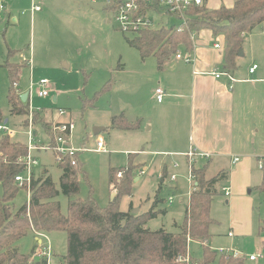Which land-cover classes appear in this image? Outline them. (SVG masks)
<instances>
[{"label":"rangeland","instance_id":"rangeland-1","mask_svg":"<svg viewBox=\"0 0 264 264\" xmlns=\"http://www.w3.org/2000/svg\"><path fill=\"white\" fill-rule=\"evenodd\" d=\"M105 1L41 0L43 9L40 13L45 16L42 19L50 20L43 23L41 18H32L34 24H31L29 14L31 1L4 0L8 8L13 10L12 13L18 17V22L13 23L10 20L0 22V112L3 121L7 119L6 126L13 131L9 135L10 140L24 145H27L29 140L28 130L31 129L28 126L29 118L32 120L33 111L41 109L43 111L38 112L45 120L57 119L59 109L66 111L67 114L60 118L63 122L71 119L75 124L70 139L74 147L92 148L97 138H103L107 152L88 150L78 153L81 172L77 178L80 191L73 196L81 199L92 196L100 207H106L111 202L112 193H114L112 200L117 193L113 184H109V170L114 168L120 171L128 168V155L139 153V156H133L134 164L141 160L145 163H142L140 169H132L135 177L131 181L130 194L119 198V210L123 212L138 210L144 213L153 208L158 214L148 221L147 227L150 230L164 229L168 232H177L178 225L184 218L190 191L186 179L188 167L186 163H182L183 158L148 153L149 150L165 145L142 120L139 128L135 130L109 127L110 117L113 115L124 113L128 120L138 118L136 114L139 109L134 98L137 92L136 80L140 81L141 85L140 102L145 105L152 104L150 82L152 83L158 70L155 57L142 59L137 50L127 44L124 36L131 34L119 30L112 13L106 9ZM148 16L152 22L151 28H168L182 23L178 17L167 14L150 12ZM54 19L59 20V23ZM27 48L32 58L31 69L23 65L20 56L22 52L28 55ZM10 52L11 54H8ZM182 56L186 57L185 54ZM241 58L245 63L248 60L247 53L245 52ZM6 62L19 65L17 86H12V90L17 94L25 92L29 94V100L23 103L25 107L28 106L27 115L10 112L8 90L11 83L8 80V70L4 66ZM262 62L260 68H264V61ZM42 78L47 80L49 90L48 96L44 97L38 95L40 89L38 81ZM142 111H146L148 115L149 105ZM95 126L105 129L98 135H93L92 129ZM32 127L35 130L33 141L36 144L49 141L42 127L35 125L34 120ZM126 149L127 153L124 151ZM33 155L39 161V165L34 167L35 176L38 177L45 170L46 175L58 186L62 170L55 161L54 154L51 151H34ZM173 159L179 162L176 169L169 165ZM163 161L168 166L167 174L161 181ZM220 168L218 163L212 162L206 176L213 177ZM118 171L115 173L116 178H119ZM171 174L177 175L176 182L170 180ZM225 183V180H221L215 186L218 193L213 196L210 208V216L215 223L209 229L212 238L208 245L214 251L219 248L238 251L244 259L246 258L244 255L262 253V236L258 234V226L264 218V195L255 189L247 193L252 205L248 220L251 232L241 234L234 232V236L228 238L226 233L230 226L232 208L231 201L225 203L227 198L221 190ZM29 198L27 191L19 188L11 201L12 209L16 210L28 203ZM58 200L62 212L65 213L68 198L60 194ZM162 210L163 212H160ZM236 210L234 220L246 224L248 218L243 214L240 203ZM66 241V233L63 231L45 235L29 232L15 240L12 245L28 256L30 264H37L46 259L39 256L38 251L46 250L47 247L49 248L47 264H64ZM188 251L196 260L202 257V246L197 241L188 242ZM244 264H264V259L251 262L246 258Z\"/></svg>","mask_w":264,"mask_h":264},{"label":"trees","instance_id":"trees-1","mask_svg":"<svg viewBox=\"0 0 264 264\" xmlns=\"http://www.w3.org/2000/svg\"><path fill=\"white\" fill-rule=\"evenodd\" d=\"M118 3L119 0H111L107 11L113 14ZM136 3L141 14H162L156 0H136ZM184 14L185 20L179 26L143 28L131 36H124V39L137 50L142 59L155 57L157 68L161 69L164 60L179 48L191 52L194 36L208 29L214 35H223V67L230 70L235 67L244 35L258 27L264 30V0H234L232 7L220 6L217 9L207 8L203 2L201 6L187 9ZM4 66L11 83L8 90L10 112L27 115L28 106L25 107L20 95L12 90L13 84L17 82L19 65L6 62ZM38 111L42 112L43 109L34 110L32 120L48 136L51 134L52 122L45 120ZM1 122L3 118L0 112ZM139 126V119L128 120L123 113L110 117V128L135 130ZM25 154L26 145L13 142L8 134L0 132V264H30L28 256L13 247V242L29 232L47 234L54 231L66 233L64 264H177L176 258L188 252V242L192 240L202 246V257L196 261L197 264L245 262L244 257L218 254L208 245L211 238L209 229L215 223L210 216L211 202L218 193L216 184L227 179L224 170L208 178L207 163L202 167L192 166L196 186L187 198L184 218L178 225V231L168 232L147 227L148 221L158 214L153 208L144 213L119 210V198L130 194L131 181L135 177L132 169H140L142 166V163L134 164L133 156L136 155L133 154L128 155V168L120 170L122 174L119 178L115 177L118 170H109V184H113L117 193L106 207H100L92 196L86 199L73 198L80 191L77 177L81 170L76 154V165H71L70 159L66 157L59 164L62 175L58 186L44 170L31 180L29 203L13 210L11 201L20 188L14 178L23 172L24 166L19 159ZM262 160L261 181L254 189L264 195V158ZM165 175L164 170L161 181ZM60 194L68 198L65 213L58 200ZM258 234L262 236L264 254V218L258 226ZM37 264H47V260L43 259Z\"/></svg>","mask_w":264,"mask_h":264},{"label":"crops","instance_id":"crops-1","mask_svg":"<svg viewBox=\"0 0 264 264\" xmlns=\"http://www.w3.org/2000/svg\"><path fill=\"white\" fill-rule=\"evenodd\" d=\"M105 2L107 9L108 3ZM203 2L209 9H217L220 6L232 7L234 0H203ZM38 3L41 5L40 11L32 12L29 8L31 24H34L33 19L41 18L43 23L50 20L42 19L45 16L40 13L43 9L41 0H38ZM5 5L6 12L2 14L0 22L10 20L17 23L18 17L12 13L13 10L8 8L6 3ZM54 20L59 23V20ZM66 20L68 19H64ZM215 44H219L220 47H215ZM28 48L26 49L28 55L22 52L20 56L26 55V59H30V63L23 58L21 61L31 69L32 58ZM241 50L242 55L247 53L248 60L244 63L241 61L242 55H238L235 67L230 70L224 69L223 35H214L211 30L203 29L194 36L191 52L183 48H179L176 52L191 56L192 61L185 62L183 58L178 59L175 53L164 60L161 69L156 66L158 73L154 75L149 88L152 104L148 103L150 107L148 115L146 111H142L148 105L139 100L141 85L137 80L135 86L137 92L134 95L139 109L136 114L137 119L149 125L148 129L153 131L154 135L159 137V141L165 145L162 148L149 150L148 153L181 157L182 163H186L188 167L189 159L184 153L192 149L209 154L208 158L195 157L193 167H202L207 163L208 169L213 162L218 163L219 168L223 167L220 170L227 172L226 183L221 186V190L223 187L229 188L225 203L231 201L232 216L226 233L228 238L233 237L234 232L238 234L251 232L248 220L252 205L247 193H250L261 181L258 161L264 158V68H260L264 61L261 60L264 59V30L258 27L251 33L245 34ZM252 64H257L258 68L250 74L248 69ZM64 66L67 67L65 64ZM215 70L227 71L234 81H229L226 76L215 78L211 74ZM156 87H162L165 92L160 102L155 97ZM57 117L51 122H63L59 114ZM124 151L127 153L128 149ZM134 155L139 156V153ZM174 161L175 159L171 160L169 165L176 169L178 166L176 167L175 164L179 162ZM138 163L145 162L141 160ZM162 165L161 174L164 170L167 174V163L163 161ZM239 203L242 205L243 214L248 218L246 224L234 220ZM38 241L42 242L40 239ZM244 256L248 259V255Z\"/></svg>","mask_w":264,"mask_h":264},{"label":"built area","instance_id":"built-area-1","mask_svg":"<svg viewBox=\"0 0 264 264\" xmlns=\"http://www.w3.org/2000/svg\"><path fill=\"white\" fill-rule=\"evenodd\" d=\"M107 3H110L111 0H106ZM148 2H152L153 0H146ZM158 7L160 8V11L162 14H171L173 16L178 17L182 22L185 20V12L187 9L195 6H201L203 4V0H156ZM32 12L35 11H40L41 10V5L38 3V0H31V7H30ZM6 12V5L3 2V0H0V19L2 14ZM114 20L118 23L119 30L128 33V34H135L139 30L143 28H150L151 26V20L148 16V14H141L139 13V6L136 3V0H120L118 5L116 6L114 13H113ZM215 47H220L219 44H215ZM175 57L180 59L183 58L185 62H190L192 61L191 56H186L182 57L181 54L176 53ZM23 60H27L30 63V59H26L25 56L22 57ZM258 68L257 64H252L248 72L250 74L254 73V71ZM211 74L214 75L215 78H219L221 76H226L229 81H234V78L225 70H215ZM14 87L17 86V82L13 84ZM38 95L41 97L48 96L49 90H48V83L46 79H40L38 81ZM165 95V92L162 87H156L155 88V97L157 101H162L163 96ZM29 99V94L27 95ZM30 110V109H29ZM58 114L60 116L65 115L66 111L59 109ZM29 129L28 130V144L26 145V154L21 157L19 160L23 164V172L16 175L14 180L15 183L17 184L18 187L24 188L28 195L30 196V185H31V180L35 176L34 173V167L39 165V161L37 158L33 155L34 151H51L54 154L55 161L58 164H61L65 157L70 159V164L71 165H76L77 160L75 158L76 154L83 152V151H98V152H107V149L105 148V141L103 138L99 137L97 138L94 147L92 148H86L85 146L81 147H74L70 143L71 139V133L74 129V122L69 119L67 121L61 122V121H54L51 124V134L48 135L49 141L47 143H41V144H36V142L33 141V137L35 134V130H33L32 127V120L29 118V123H28ZM0 132L3 134H12L13 131L10 130L7 126L6 123L1 122L0 123ZM185 156L188 157V174H187V182L190 185V193L194 190L196 186V181L195 177L192 173V166H193V160L195 157H200V158H208L209 154L208 153H203V152H196L192 149H190L188 152L184 153ZM237 160V158L235 159ZM263 160L260 159L258 161V167L259 169L262 168V163ZM177 167L178 165L175 164ZM122 174V171H118V176L120 177ZM177 178L176 174H171L170 175V180L175 181ZM222 191L225 196L229 195V188L228 187H223ZM30 199V198H29ZM171 201V200H170ZM29 203V201H28ZM27 203V204H28ZM36 235H45L41 234L38 232H35ZM231 235V233H229ZM48 247L46 250H39L38 255L42 257H47L49 256V251ZM218 254H230L233 257H243L238 251L232 250V249H223L219 248L216 250ZM264 254L263 253H257V254H250L248 255L249 260H255L257 261L258 259H263ZM197 260L192 257V255L189 253H185L184 255H179L176 258V263L177 264H197Z\"/></svg>","mask_w":264,"mask_h":264},{"label":"water","instance_id":"water-1","mask_svg":"<svg viewBox=\"0 0 264 264\" xmlns=\"http://www.w3.org/2000/svg\"><path fill=\"white\" fill-rule=\"evenodd\" d=\"M120 1V0H119ZM238 55H242V50H239V53H238ZM27 95H28V93L27 92H25V93H22V94H20V100H21V102H23V103H25L26 101H27ZM56 100V97H54L53 98V101H55ZM7 122V119H4V121H3V123H6ZM104 127H98V126H95V127H93V129H92V133H93V135H98L99 133H101L102 131H104ZM137 179V178H136ZM114 193H112V195H111V200H112V198H113V195ZM138 212V210H134V211H132V213H137Z\"/></svg>","mask_w":264,"mask_h":264}]
</instances>
